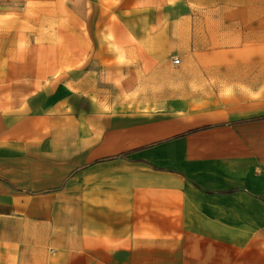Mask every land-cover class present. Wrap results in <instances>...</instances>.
I'll return each instance as SVG.
<instances>
[{"label":"crops","instance_id":"0c3cea01","mask_svg":"<svg viewBox=\"0 0 264 264\" xmlns=\"http://www.w3.org/2000/svg\"><path fill=\"white\" fill-rule=\"evenodd\" d=\"M0 264H264V0H0Z\"/></svg>","mask_w":264,"mask_h":264},{"label":"rangeland","instance_id":"374dc122","mask_svg":"<svg viewBox=\"0 0 264 264\" xmlns=\"http://www.w3.org/2000/svg\"><path fill=\"white\" fill-rule=\"evenodd\" d=\"M174 59H178V57L172 56L171 61H173ZM171 66H172L173 70H176L175 68H177V67L173 63L171 64ZM174 72L176 73V71H174ZM173 81L177 82V75L174 76Z\"/></svg>","mask_w":264,"mask_h":264},{"label":"built area","instance_id":"2783aa9c","mask_svg":"<svg viewBox=\"0 0 264 264\" xmlns=\"http://www.w3.org/2000/svg\"><path fill=\"white\" fill-rule=\"evenodd\" d=\"M172 63H173L174 65H177V64L179 63V60H178V59H174V60L172 61Z\"/></svg>","mask_w":264,"mask_h":264}]
</instances>
